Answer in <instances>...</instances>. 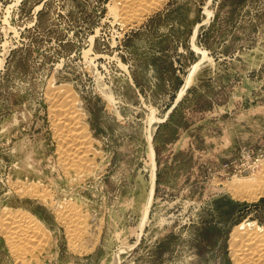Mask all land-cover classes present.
Instances as JSON below:
<instances>
[{"label": "rangeland", "instance_id": "1", "mask_svg": "<svg viewBox=\"0 0 264 264\" xmlns=\"http://www.w3.org/2000/svg\"><path fill=\"white\" fill-rule=\"evenodd\" d=\"M128 1L0 0V220L40 223L25 264H236L264 233V0ZM56 92L83 165L58 155Z\"/></svg>", "mask_w": 264, "mask_h": 264}, {"label": "bare ground", "instance_id": "2", "mask_svg": "<svg viewBox=\"0 0 264 264\" xmlns=\"http://www.w3.org/2000/svg\"><path fill=\"white\" fill-rule=\"evenodd\" d=\"M133 2H134V0H129L128 2H123L122 4L119 3L121 11H124V13L129 12L130 8L132 9L133 8L132 6H134L132 4ZM125 15H127V13ZM2 63H3V60L0 61V68L2 66ZM50 102H52L53 105H56V106H54V108H52V111L53 112L54 111L55 112H59V114H61L62 117H63V119L61 121L60 120H58V121L56 120V122H53L54 123L53 127L55 128L54 130H55V133H56L55 136H57V138L61 141L60 145H59V148H58L59 149V154L58 155H59V157H62L63 159H65L66 157H69L68 161L69 162L71 161V163H68L67 160H66V162L68 163V166H71V164H74V162L77 161L76 159H79L81 161L82 159H80V156L81 155L83 156L82 153L86 152V150H83L84 152H82V150H80L81 149L80 147H85V146L78 145L79 144L78 137H79V135H81L83 133L82 132L83 129L81 128L80 124H78V123H81V122H79V115H78L79 109L77 110V108H76L79 105H77V103H75V101L72 100L70 97H68V96L64 97V95H62L60 92H56L55 94L51 95ZM54 103H56V104H54ZM73 103H75V104H73ZM74 124H75V126H74ZM73 126H74V129L76 127H79V129L77 128V129H75L77 131H72ZM89 150H91V149H89ZM89 150L87 149V153H88ZM79 152H82V153H81V155L79 154V156H78L77 153H79ZM77 156H78V158H77ZM75 157H76V159L74 161ZM84 159H85V157H84ZM85 161H87V160L85 159ZM78 164H82V163H78ZM87 164L85 166L88 167L89 164L88 165ZM63 166H62V168H64V169L68 168V167L65 168V166H67V164H65L64 167ZM72 166L74 167V165H72ZM77 167L80 168V165L79 166L77 165ZM64 169H62V170H64ZM75 169H74V171H75L74 174H77L76 171H78V170H77V168H75ZM79 170H81V169H79ZM80 174H81V172H80ZM235 183H236V185L237 184L238 185L239 184L240 185H244L246 183V181L239 180V181H237ZM29 190H30V188H29ZM245 190H247V189L245 188L243 190L246 193ZM256 190H260V188L256 187ZM26 191H28V190L26 189ZM247 193L250 194V192L248 190H247ZM38 196H39V194H38ZM64 206L65 205H63V207H61L62 208V212H60L62 214L63 220L66 219V220H68V221L65 220L66 222H69V223L71 222L70 223L71 226L75 225L74 223H78V224L81 225V222L83 221L82 220V218H83L82 215H79L80 217H82L80 219L82 221L78 222L77 221V220H79L77 218L78 214L76 215V212H75V210L72 209L71 205L69 204V206H67V205L65 207ZM61 208H59L60 211H61ZM59 209H58V211H59ZM59 216H60V214H59ZM61 220H62V218H61ZM34 221L35 220L32 219V217L28 216V214H25V213L23 214L21 212L20 213H18V212L17 213L16 212L15 213H7L3 217V219L0 220V231L4 234L3 237L5 238L6 243H8V245L11 247V249H12L11 252H12L13 256L15 257V259L18 261L19 264H25L26 263V254H27L26 250L27 249H30V250H27V251L31 252V250H34L33 248H35V246L36 247L39 246L38 244L40 242L37 243L38 241H36V240H37L41 230L39 229L40 231L38 233L37 228L39 226L36 227V225H39L40 223L36 224V222L34 223ZM82 224H83V222H82ZM241 226H242V224L239 225L240 228H241ZM41 227H42V225L40 226V228ZM249 228L250 229L253 228L252 224H250L249 227L247 225V229H245V230L243 229L244 232L240 234V237H242L241 240H243V242H244L243 245H246V246H242L240 249L236 248L238 250H242L241 252L235 253V254L241 255L240 257H237L235 255L234 259L236 261V264H242V262H244V261H246L245 264H253L252 261L260 260L258 256H260V254L264 252V250H263L264 249V233L259 234V235L257 233H255V232H250L251 234L249 232L246 233V231H248ZM242 234H243V236H241ZM240 237L235 238V240H237V242H238ZM75 238H77V237H75ZM254 241H257V243H258V244H256L254 246V248H256L257 245H263L262 247L260 246L258 248V249H260V252L263 250V252H261L260 254H258L257 252H252L253 253V255H252L251 252H250L252 247L249 248L248 244L255 243ZM235 243L232 242L231 245L235 246L236 245ZM239 253H241V254H239ZM240 259H241V262H240ZM248 259H252V261L249 262Z\"/></svg>", "mask_w": 264, "mask_h": 264}, {"label": "built area", "instance_id": "3", "mask_svg": "<svg viewBox=\"0 0 264 264\" xmlns=\"http://www.w3.org/2000/svg\"><path fill=\"white\" fill-rule=\"evenodd\" d=\"M243 154L246 155V156H248L249 155V152L248 151H243ZM257 161H258V158H253V160L251 161V163L249 165H247L248 171H252L255 168V166L257 165L256 164Z\"/></svg>", "mask_w": 264, "mask_h": 264}]
</instances>
